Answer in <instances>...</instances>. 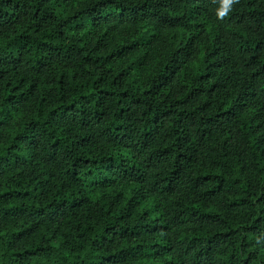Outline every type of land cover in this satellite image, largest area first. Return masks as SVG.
Returning <instances> with one entry per match:
<instances>
[{"label":"trees","instance_id":"trees-1","mask_svg":"<svg viewBox=\"0 0 264 264\" xmlns=\"http://www.w3.org/2000/svg\"><path fill=\"white\" fill-rule=\"evenodd\" d=\"M0 264H264V0H0Z\"/></svg>","mask_w":264,"mask_h":264},{"label":"clouds","instance_id":"clouds-1","mask_svg":"<svg viewBox=\"0 0 264 264\" xmlns=\"http://www.w3.org/2000/svg\"><path fill=\"white\" fill-rule=\"evenodd\" d=\"M233 2H238V0H223V4H224V5L231 4V3H233ZM226 12H227V7L225 6V7H224V10L219 11V12L217 13V15H218L219 17L222 18V17L226 14Z\"/></svg>","mask_w":264,"mask_h":264}]
</instances>
